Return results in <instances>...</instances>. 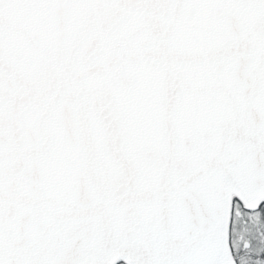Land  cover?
<instances>
[{"label": "snow or ice", "instance_id": "6c2138e0", "mask_svg": "<svg viewBox=\"0 0 264 264\" xmlns=\"http://www.w3.org/2000/svg\"><path fill=\"white\" fill-rule=\"evenodd\" d=\"M0 264H264V0H0Z\"/></svg>", "mask_w": 264, "mask_h": 264}]
</instances>
